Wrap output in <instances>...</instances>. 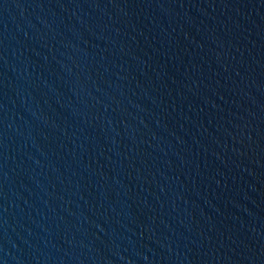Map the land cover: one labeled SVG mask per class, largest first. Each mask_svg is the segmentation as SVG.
I'll return each instance as SVG.
<instances>
[{"label": "water", "instance_id": "obj_1", "mask_svg": "<svg viewBox=\"0 0 264 264\" xmlns=\"http://www.w3.org/2000/svg\"><path fill=\"white\" fill-rule=\"evenodd\" d=\"M0 264H264V0H0Z\"/></svg>", "mask_w": 264, "mask_h": 264}]
</instances>
